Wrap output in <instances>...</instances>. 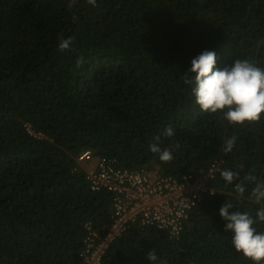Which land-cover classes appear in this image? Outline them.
<instances>
[{
    "label": "trees",
    "instance_id": "obj_1",
    "mask_svg": "<svg viewBox=\"0 0 264 264\" xmlns=\"http://www.w3.org/2000/svg\"><path fill=\"white\" fill-rule=\"evenodd\" d=\"M96 3L0 0V264H82L86 224L105 233L114 198L93 191L91 164L78 162L90 149L174 177L220 158L239 173L233 184L216 177L217 194L192 211L180 237L132 224L103 264H149L152 248L167 264H251L232 248L219 209L230 200L231 211L256 218L261 204L245 177L264 181V114L233 126L200 113L183 75L205 50L216 52L218 68L234 59L264 68V0ZM61 37L73 39L69 50L59 51ZM28 122L49 139L30 136ZM157 136L161 148L179 144L170 162L149 150ZM240 182L243 196L234 191Z\"/></svg>",
    "mask_w": 264,
    "mask_h": 264
},
{
    "label": "clouds",
    "instance_id": "obj_2",
    "mask_svg": "<svg viewBox=\"0 0 264 264\" xmlns=\"http://www.w3.org/2000/svg\"><path fill=\"white\" fill-rule=\"evenodd\" d=\"M87 3L97 6L96 0H87ZM72 43L71 37H61L59 51L69 50ZM217 62L216 52L205 50L192 59L191 68L183 75L186 84L194 85L191 91L200 113L218 114L233 126L259 122L264 114V68L248 59H234L233 63L223 68H218ZM83 63L84 57H78L77 67ZM164 135L172 137L175 130L169 126L164 130ZM236 140L237 137L233 135L225 141V154L233 150ZM159 141V136L154 137L149 150L161 162H170L173 148H179V144L161 148ZM220 175L227 184L239 179V173L230 169L222 170ZM245 179L254 183L251 198L261 204L256 218L248 212L231 211L233 204L230 200L220 207L219 215L226 222L224 231L232 234L231 245L235 252L250 260L251 264H264V232H258L256 227L258 223L264 224V181H257L252 174ZM234 191L243 196L246 191L243 182L235 183ZM146 259L149 264H167L166 260L157 256L155 248L147 252Z\"/></svg>",
    "mask_w": 264,
    "mask_h": 264
},
{
    "label": "built area",
    "instance_id": "obj_3",
    "mask_svg": "<svg viewBox=\"0 0 264 264\" xmlns=\"http://www.w3.org/2000/svg\"><path fill=\"white\" fill-rule=\"evenodd\" d=\"M25 126L33 138L49 139L46 132L32 123ZM78 162L91 164L86 176L93 191H108L114 196L108 230L102 233L92 222L86 224L82 264H103L112 246L135 223L180 237L192 211L217 194L214 181L225 164L220 158L202 173L174 177L146 168H127L106 157L96 158L91 149L83 152Z\"/></svg>",
    "mask_w": 264,
    "mask_h": 264
}]
</instances>
